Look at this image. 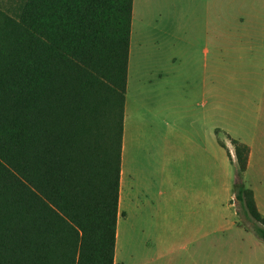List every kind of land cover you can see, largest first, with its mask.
<instances>
[{
	"label": "trees",
	"instance_id": "1",
	"mask_svg": "<svg viewBox=\"0 0 264 264\" xmlns=\"http://www.w3.org/2000/svg\"><path fill=\"white\" fill-rule=\"evenodd\" d=\"M132 8L23 0L0 14V264H114ZM231 143L236 213L264 242L249 148Z\"/></svg>",
	"mask_w": 264,
	"mask_h": 264
},
{
	"label": "crops",
	"instance_id": "2",
	"mask_svg": "<svg viewBox=\"0 0 264 264\" xmlns=\"http://www.w3.org/2000/svg\"><path fill=\"white\" fill-rule=\"evenodd\" d=\"M205 11L206 19L190 16L184 37L160 36L162 47L170 43L186 61L157 73L147 88L139 77L135 110L132 8L114 264L119 223L121 240L138 247L139 264H253L264 255V243L238 224L231 143L249 148L242 182L264 217V0H249L248 29L241 19L237 28L211 30ZM217 63H231L234 77L215 80Z\"/></svg>",
	"mask_w": 264,
	"mask_h": 264
},
{
	"label": "rangeland",
	"instance_id": "3",
	"mask_svg": "<svg viewBox=\"0 0 264 264\" xmlns=\"http://www.w3.org/2000/svg\"><path fill=\"white\" fill-rule=\"evenodd\" d=\"M22 1L0 0V14L14 15ZM205 10L209 16L211 30L237 28L241 19L244 20L243 26L245 24L247 29L250 28L249 0H134L129 83L130 96L136 104L135 110L138 103L139 77L140 83L142 81V84L147 88L148 82L153 80L157 73L169 70L173 65H179L186 61L187 55L185 53L179 54L180 59L179 55L175 54V50H172L170 43L166 42L162 47L161 42H159L160 36L165 32H174L179 37H184L191 24L188 23L190 16L193 15L197 20L206 19V16L203 18L202 15ZM142 40L145 43L144 46L141 44ZM155 42H158L160 46L154 45ZM139 49L140 51H138ZM203 64L204 57L199 53L198 66L201 68ZM211 76L220 81L232 79L234 77L232 64L217 63L211 65ZM143 91V95L148 98V90L143 89ZM142 105L152 110V105L144 99H142ZM232 203L235 206L233 200ZM240 223L239 219L238 224L244 227ZM118 231V259L125 264H139L141 258L138 257V247L131 242L121 240L120 223ZM120 261L118 264H122ZM148 264L153 263L149 262ZM253 264H264V255H260Z\"/></svg>",
	"mask_w": 264,
	"mask_h": 264
}]
</instances>
